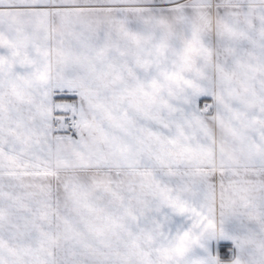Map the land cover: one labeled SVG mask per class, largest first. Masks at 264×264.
Masks as SVG:
<instances>
[{"label": "snow or ice", "instance_id": "snow-or-ice-1", "mask_svg": "<svg viewBox=\"0 0 264 264\" xmlns=\"http://www.w3.org/2000/svg\"><path fill=\"white\" fill-rule=\"evenodd\" d=\"M0 264H264V0H0Z\"/></svg>", "mask_w": 264, "mask_h": 264}]
</instances>
